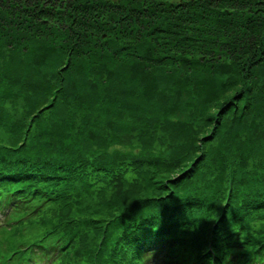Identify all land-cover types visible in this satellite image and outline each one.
Masks as SVG:
<instances>
[{
    "label": "trees",
    "instance_id": "1",
    "mask_svg": "<svg viewBox=\"0 0 264 264\" xmlns=\"http://www.w3.org/2000/svg\"><path fill=\"white\" fill-rule=\"evenodd\" d=\"M0 264H264V0H0Z\"/></svg>",
    "mask_w": 264,
    "mask_h": 264
}]
</instances>
